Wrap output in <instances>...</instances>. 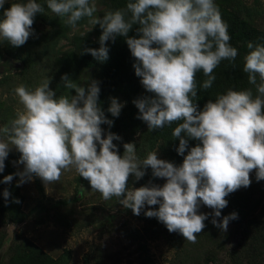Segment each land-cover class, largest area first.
I'll return each instance as SVG.
<instances>
[{
	"label": "clouds",
	"instance_id": "obj_1",
	"mask_svg": "<svg viewBox=\"0 0 264 264\" xmlns=\"http://www.w3.org/2000/svg\"><path fill=\"white\" fill-rule=\"evenodd\" d=\"M5 2L0 0V8ZM47 8L66 16L65 23L71 26L84 17L99 24L101 47L85 51L100 61L108 59L105 43L109 39L125 37L137 61L135 74L155 94L134 101L141 114L138 118L151 130L182 121L172 132L179 138L178 154L185 153L188 138L201 143L191 147L179 167L158 159L156 152L138 161L133 143H125L123 156L119 155L113 141L120 137L109 132L102 138L101 125L113 122L98 107V82L92 81L86 90L65 74L61 77L64 87L75 91L70 97H57L50 81L34 91L23 85L15 89L23 111L0 128V137H7L6 141L0 138V172L10 146H15L21 153L16 163L24 165L23 171L14 174L20 178L17 186L31 181L33 175L48 185L58 181L64 170L74 168L104 200L118 197L134 215H140L145 204L159 205L145 215L158 218L169 232H179L187 241L195 243L205 228L209 214L199 212L201 204L214 210L213 225L226 232L229 221L238 215L231 213L221 222L215 219L228 204L225 197L249 187L253 170L257 181L264 180V44L249 42L250 51L244 57L243 71L258 94L229 89L198 110L193 102L197 72L208 77L201 86L207 90L220 62L234 61L238 55L214 0H130L126 9L107 12L102 18L94 17L97 9L89 0H47ZM43 11L36 0L11 3L0 19V38L14 47L24 45L32 35L35 14ZM127 13L131 16L126 20ZM133 25H139L138 38L128 36ZM121 108L113 98L108 111L115 117ZM148 167L166 183L129 189L130 175L139 180ZM12 180L13 175L3 178L4 183ZM3 195L7 200L10 193L5 190Z\"/></svg>",
	"mask_w": 264,
	"mask_h": 264
},
{
	"label": "trees",
	"instance_id": "obj_2",
	"mask_svg": "<svg viewBox=\"0 0 264 264\" xmlns=\"http://www.w3.org/2000/svg\"><path fill=\"white\" fill-rule=\"evenodd\" d=\"M25 2V0L12 1L4 4L0 8V19L3 18L5 9L10 8L11 3ZM44 11L35 14L32 25V35L27 42L14 47L8 41L0 38V61L7 57L20 63L19 75L25 77L34 73L38 67L47 70L45 77H38L36 81L38 86L46 81L49 82L50 90L56 93V96L75 95L74 90L64 87L61 77L65 74L77 85L83 86L86 90L92 81L98 82L100 89L98 94V107L104 113L108 120L113 123L111 126L102 124V138H106L109 132L120 137L113 143L117 146L118 154L123 156L125 143L135 145V155L137 160L142 162L149 153L156 152L162 160L172 163L179 167L182 165L184 157L188 154L191 147L201 143L200 141L188 138V148L183 155L178 154L179 138L172 135L174 128L182 121H177L171 125L166 124L163 128L151 130L146 122L138 117L141 115L134 101L144 97H154V93H149L141 83V77L135 74L134 64L136 59L126 43V38L117 35L114 40L109 39L105 46L108 48V59L100 61L93 57L86 49H99L100 36L103 29L99 24L90 23V18L84 17L76 22L75 26L65 23L67 17L57 16L47 8V0H36ZM130 0H100L103 9L94 13V17L102 18L107 12L126 9ZM91 5V0H89ZM218 5L222 19L228 25V32L231 37L229 43L238 50V55L234 61L222 60L213 75L216 77L212 87L205 90L201 86L208 77L203 72H197V96L193 102L197 103L198 110H202L208 100L215 101L220 94H225L227 90H247L251 89L253 96L258 93L255 86L248 83V75L243 71L244 57L250 51L247 44L252 42L264 44V32L258 30L249 21L248 9L239 0H214ZM131 13H127L125 19H129ZM44 27L45 30H42ZM87 27L82 32L74 30ZM139 25H133L128 36L138 38ZM65 42L64 47L60 48V43ZM15 75V76H19ZM6 75L0 78V87L8 83L15 82L17 77ZM259 83V77H257ZM14 89V86H12ZM115 98L122 105L118 116H112L108 111L111 100ZM1 112L5 115L1 117ZM16 118L13 110L6 108V105L0 102V128L9 125ZM184 134L182 133V136ZM7 139V137H4ZM187 138V137H186ZM99 150V145H97ZM21 153L10 151L4 161L5 167L0 172V250L5 239V229L8 225H18L24 223L29 213L23 210L24 195L19 186H17L18 176L14 174L23 171L24 165L16 163L19 161ZM145 175L137 180L134 175L128 179V188L135 189L142 186L158 185L163 186L162 178L152 175L150 167L143 169ZM7 175H13L10 183H4L3 178ZM34 183L40 195L44 196L43 189L39 180L33 175ZM251 184L249 187H241L237 191L230 193L225 199L228 204L221 209L220 217H215L221 222L224 217L231 213H237L238 218L229 221L228 229L223 232L212 223L214 210L201 204L200 213L209 214L208 219L204 221L205 228L203 232L197 234L196 242L192 243L184 239L179 232H169L166 226L156 217H147L145 212L152 209L156 210L159 205L148 206L141 210L140 215H136L140 222V229L134 231L142 238L153 240L164 237L173 250V255L169 264H264V180L257 181L256 172L250 173ZM74 182L77 187L90 185L89 181L80 177H75ZM8 190L10 196L5 199L3 193ZM76 194V191H75ZM102 205L106 206L108 200H104L102 194ZM19 203H15V200ZM118 205L120 198L113 196ZM109 205V204H108ZM55 210L61 225L73 229L76 224L77 211L74 205L66 200L58 202ZM125 208V207H124ZM98 208H93L96 210ZM129 213H133L130 208H125ZM92 214L82 218L90 222ZM79 231V230H77ZM145 252L147 251L144 247ZM142 264H150L146 253L143 254ZM5 257L7 264H68L70 253L68 251L54 259L46 254L40 247L27 239H21L18 235Z\"/></svg>",
	"mask_w": 264,
	"mask_h": 264
},
{
	"label": "rangeland",
	"instance_id": "obj_3",
	"mask_svg": "<svg viewBox=\"0 0 264 264\" xmlns=\"http://www.w3.org/2000/svg\"><path fill=\"white\" fill-rule=\"evenodd\" d=\"M12 1L20 0H6L5 3ZM239 1L248 9L251 24L264 32V0ZM91 4H95L96 13L103 9L100 0H91ZM41 29L45 30L44 27ZM86 29L87 27L77 28L74 32H82ZM64 45L65 42H62L59 46L62 49ZM20 68V63L4 57L0 61V78L9 74L19 75ZM45 73L47 70L38 67L32 74H23L25 77L15 76L17 77L15 82L0 87V102L17 115L18 111H23V105L15 89L23 85L29 91H34L40 80L37 82L36 78L45 77ZM3 115L5 114L1 112V117ZM0 138L7 140L4 137ZM10 151H17V149L15 146H10ZM157 158L161 159L159 155ZM77 175L74 168L64 170L58 181L48 185L34 175L39 180L44 196L39 194L34 177L31 181L19 186L25 198L23 210L27 213L30 210L34 211L29 214L24 223L6 227L0 264H7L5 254L18 235L21 239L32 241L54 259L68 251L70 253L68 264H142L144 253L150 264L170 263L173 250L164 237L153 240L142 238L134 231L140 229V222L136 215L129 213L123 205L116 206L118 204L116 199H109V205H102V198L98 196L99 192L92 190L91 185L76 186L74 179ZM162 179L164 185L166 178ZM66 200L74 205V210L80 216L75 219L76 224L79 225L73 229L61 225L58 221L61 219L55 213L58 208L56 204ZM93 208L98 209L92 211ZM90 214H92L89 219L91 223L86 226L87 221L82 218Z\"/></svg>",
	"mask_w": 264,
	"mask_h": 264
},
{
	"label": "water",
	"instance_id": "obj_4",
	"mask_svg": "<svg viewBox=\"0 0 264 264\" xmlns=\"http://www.w3.org/2000/svg\"><path fill=\"white\" fill-rule=\"evenodd\" d=\"M0 253H1V250H0Z\"/></svg>",
	"mask_w": 264,
	"mask_h": 264
}]
</instances>
